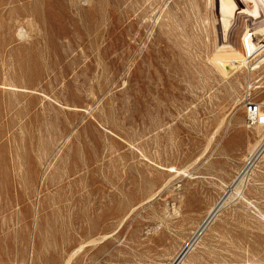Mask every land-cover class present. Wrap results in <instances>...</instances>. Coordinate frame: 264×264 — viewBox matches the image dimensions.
Masks as SVG:
<instances>
[{
  "label": "rangeland",
  "instance_id": "1",
  "mask_svg": "<svg viewBox=\"0 0 264 264\" xmlns=\"http://www.w3.org/2000/svg\"><path fill=\"white\" fill-rule=\"evenodd\" d=\"M253 1L0 0V264L173 262L264 136ZM239 189L181 264H264V154Z\"/></svg>",
  "mask_w": 264,
  "mask_h": 264
},
{
  "label": "bare ground",
  "instance_id": "2",
  "mask_svg": "<svg viewBox=\"0 0 264 264\" xmlns=\"http://www.w3.org/2000/svg\"><path fill=\"white\" fill-rule=\"evenodd\" d=\"M246 2L251 4L252 10L246 9L245 5H243V3H246ZM262 2H264V1H262ZM208 3H210V2H208ZM236 4H238L240 6V8L243 10L244 14L248 15V17H250L251 19H254V20H259L260 19V13L261 12H260L258 6L256 5V3L253 0H236V2L234 0H219V13H224L226 15L225 16L226 18L221 21L225 33H228L230 28H231L232 19H231L230 16L236 15V13H237V5ZM262 8H264V7H262ZM210 36H211V34H210ZM256 36L257 35L251 34L249 31L245 32V34H244V36L242 38V44L245 46V48L247 49L248 52L254 51L255 48L257 47L258 44H255V42L253 40V38H255ZM211 45L213 46V44H211ZM217 45H219V44L217 43ZM220 45L215 47L214 55L229 56V55L236 54V51L230 45H223V46H220ZM262 64H264V57H261V59L258 60L256 66H259V65H262ZM230 66H231V68H237V62L232 61L230 63ZM256 66H254L253 69H255ZM261 129L262 128H259L260 131H262ZM256 130H257V128H256ZM257 131L255 132L256 134H257ZM259 138H260L259 142H257L254 146H252L249 149L248 156L246 157V160H245L246 164H245L243 170L237 175V177L234 179V181L229 186L228 190L224 193V195L220 198V200L217 201L214 205H212V207L207 212V215H206L204 221L200 225L195 227L196 230H195V232H193V234L191 233L193 235L192 239L185 245V247L181 250L180 253L178 252L179 254L173 260V262L169 263V264H181V262H182L183 258L185 257V255L191 250L192 245H193L195 239L197 238V236L204 229L208 228V226L210 225L212 220H214L215 216L217 215V213L219 212L221 207L225 204L226 201H228V199L230 197H232L233 195L234 196L236 195L237 197L243 199L242 193H241L239 188L243 184V181H244V179H245V177L247 175V171H248V169L250 167V164L253 161H255L256 159H258L262 154H264V144H262V142H264V136L260 135ZM260 149L262 151H260ZM183 173H184V171H183ZM260 216H261V219H264V216H262V214ZM105 239H106V237L103 236L101 241L105 240ZM90 242H92V243L94 242L95 243V241H90ZM81 246H83V245H81ZM82 248L83 247L79 248V250H81ZM66 264H69V261Z\"/></svg>",
  "mask_w": 264,
  "mask_h": 264
},
{
  "label": "built area",
  "instance_id": "3",
  "mask_svg": "<svg viewBox=\"0 0 264 264\" xmlns=\"http://www.w3.org/2000/svg\"><path fill=\"white\" fill-rule=\"evenodd\" d=\"M243 108L245 124L248 130L264 128V106L256 102L248 101L244 103ZM260 151L262 150L260 149Z\"/></svg>",
  "mask_w": 264,
  "mask_h": 264
}]
</instances>
